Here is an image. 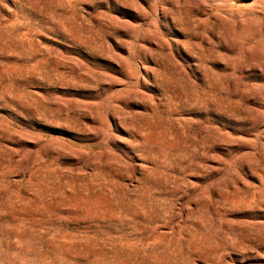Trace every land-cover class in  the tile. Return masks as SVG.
<instances>
[{"label":"rangeland","instance_id":"obj_1","mask_svg":"<svg viewBox=\"0 0 264 264\" xmlns=\"http://www.w3.org/2000/svg\"><path fill=\"white\" fill-rule=\"evenodd\" d=\"M0 264H264V0H0Z\"/></svg>","mask_w":264,"mask_h":264}]
</instances>
